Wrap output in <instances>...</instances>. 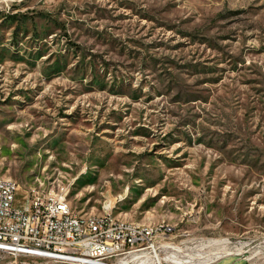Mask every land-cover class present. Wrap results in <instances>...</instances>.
<instances>
[{
  "label": "rangeland",
  "instance_id": "374dc122",
  "mask_svg": "<svg viewBox=\"0 0 264 264\" xmlns=\"http://www.w3.org/2000/svg\"><path fill=\"white\" fill-rule=\"evenodd\" d=\"M0 176L16 204L64 191L75 213L168 223L194 264L210 239L249 256L264 246V0H0Z\"/></svg>",
  "mask_w": 264,
  "mask_h": 264
},
{
  "label": "built area",
  "instance_id": "2783aa9c",
  "mask_svg": "<svg viewBox=\"0 0 264 264\" xmlns=\"http://www.w3.org/2000/svg\"><path fill=\"white\" fill-rule=\"evenodd\" d=\"M18 189L15 180L0 176V254L57 264H170L164 257L180 247L168 223L116 217L112 203L102 214L75 213L64 191L28 193L16 204ZM201 245L208 250L198 256L197 264L233 256L245 264H264V246L246 256L240 243L225 239ZM227 249L233 251L220 255Z\"/></svg>",
  "mask_w": 264,
  "mask_h": 264
},
{
  "label": "bare ground",
  "instance_id": "6f19581e",
  "mask_svg": "<svg viewBox=\"0 0 264 264\" xmlns=\"http://www.w3.org/2000/svg\"><path fill=\"white\" fill-rule=\"evenodd\" d=\"M20 190V189H18ZM176 252H172L171 255L165 256L164 260L170 261V264H194V258L192 256H189L185 258L184 256H181L179 253L181 252V247H175Z\"/></svg>",
  "mask_w": 264,
  "mask_h": 264
}]
</instances>
